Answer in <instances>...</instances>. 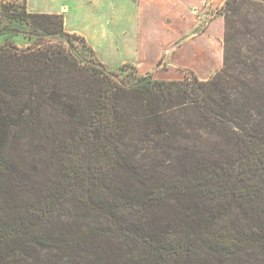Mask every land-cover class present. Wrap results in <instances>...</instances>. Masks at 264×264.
Here are the masks:
<instances>
[{"label":"trees","instance_id":"1","mask_svg":"<svg viewBox=\"0 0 264 264\" xmlns=\"http://www.w3.org/2000/svg\"><path fill=\"white\" fill-rule=\"evenodd\" d=\"M24 15L51 41L0 47V264H264V126L258 97L235 94L231 17L223 70L200 81L118 73L63 14ZM22 141L48 146L47 190L5 184L18 171L5 151Z\"/></svg>","mask_w":264,"mask_h":264},{"label":"crops","instance_id":"2","mask_svg":"<svg viewBox=\"0 0 264 264\" xmlns=\"http://www.w3.org/2000/svg\"><path fill=\"white\" fill-rule=\"evenodd\" d=\"M73 1V6L63 5L43 14H63L66 31L84 38L96 51L98 60L114 70L131 65L140 75L152 74L160 80L185 79V71H192L200 81H206L224 64V18L217 17L204 32L193 33L192 7L203 5L206 0ZM213 2L219 8L225 3ZM73 12L78 21L88 18L93 22L90 34L80 26L70 28L72 14L76 17ZM130 20L133 21L128 23ZM105 49L107 53L119 54L116 63L104 56ZM165 64L167 69L161 67ZM176 67L179 69L174 70Z\"/></svg>","mask_w":264,"mask_h":264},{"label":"rangeland","instance_id":"3","mask_svg":"<svg viewBox=\"0 0 264 264\" xmlns=\"http://www.w3.org/2000/svg\"><path fill=\"white\" fill-rule=\"evenodd\" d=\"M225 1L224 6L219 8L215 5L213 0H206L203 5L195 4L192 7V25H193V33L204 32L207 29V26L217 17H223L225 23L227 24L226 15L228 14L231 17V24L234 33L237 35V45L235 48L233 47V51L231 52V57L234 53L236 55V60L239 62L242 61V65L238 64L234 66L231 73L234 75L233 82L235 86H237L238 91L235 93L238 98L250 96L258 97V102L255 107H253L254 112H257L255 118V126L258 127L264 126V7L257 6L259 3L264 5V3L260 1H249V3L243 2L242 5L240 2H235L234 6L236 9H240L239 14L236 15L232 12L227 13L225 7H227L228 0H220ZM242 2V1H241ZM73 0H0V24L1 27L5 29L3 35L0 36V47L11 44L17 46L20 49H29L37 47L41 44H48L51 40L46 37V32L35 28L32 25V22L29 23V18L25 17L24 13L26 11V7L29 8L31 13L33 14H43L45 11H53L57 10L61 6H73ZM4 5H10L6 11L4 9ZM260 5V4H259ZM76 15V12H73ZM130 14H132L130 12ZM240 15V17H239ZM133 18V15L130 16ZM28 19V20H27ZM78 16H71L70 20V28L79 27L83 32L90 34L91 32V22L90 19L79 20ZM27 21V22H26ZM133 21V20H132ZM131 20L128 21L132 22ZM226 24H225V33H226ZM82 25V26H81ZM120 30V26H119ZM192 33V34H193ZM111 40V39H109ZM71 41L75 44L76 47L82 48V42L78 38H72ZM105 43H108V40H104ZM225 38L222 41V47L224 48V52L226 49L225 46ZM179 43V42H178ZM103 47V45H102ZM96 52V51H95ZM105 57L114 63L118 60V53H107V49L103 50ZM97 54V53H96ZM109 55V56H107ZM97 56V55H96ZM228 56V55H227ZM98 59V58H97ZM226 59V53H225ZM232 59V60H233ZM165 65H161V67ZM245 66V67H243ZM224 64L219 71H217L213 76L218 73H221L223 70ZM110 68V67H109ZM121 68L112 70L120 73ZM136 68V67H134ZM137 69V68H136ZM167 69V68H166ZM178 70L176 67L174 70ZM138 70V69H137ZM135 72V69L128 68L126 72L122 71L123 75ZM184 78L192 75V71H185ZM211 76V78L213 77ZM259 109V110H258ZM258 112L260 115L258 116ZM25 143V144H24ZM43 143V142H42ZM32 143L28 146L26 142L18 143H10L7 146L6 153L4 154V158L8 160H12L18 164V171L14 173L11 177L8 178V181L5 180V184L17 189V191H21L23 195H29L32 191L36 189L47 190L48 183L47 178L44 176L45 172L43 170L45 166L51 167L53 169L55 167L54 160L47 158L45 160V149L48 148L46 143ZM35 149L36 154L32 153ZM42 161V162H41ZM146 170L151 171V174L156 173L157 170H161L154 167H145ZM164 172L172 173L173 170L166 169ZM5 178V177H4ZM87 188L86 186H82L81 189L84 190ZM88 189V188H87ZM16 191V192H17ZM12 192V191H11ZM79 192V191H78ZM85 192V191H84ZM8 194V192H7ZM11 194H15L12 192ZM86 194V192H85ZM2 200V196L0 195V201ZM74 201L70 200L66 202L62 211L74 208ZM80 207V206H77ZM61 209H59L60 212ZM144 217L149 222H152V225H155L156 228H161V222H164L162 219V211H142ZM161 213V214H159ZM137 216V215H135ZM141 215H139L140 217ZM174 217V216H173ZM73 219V218H72ZM171 219V218H170ZM74 221V220H73ZM148 223V222H147ZM88 224L96 225L91 220L88 221ZM166 225V224H165ZM98 244V242H95ZM81 258H79L80 260ZM79 261L78 259H76ZM82 260V259H81ZM120 257L115 255L113 259H106L104 264H120ZM54 264L55 261H54ZM141 264V263H140Z\"/></svg>","mask_w":264,"mask_h":264}]
</instances>
